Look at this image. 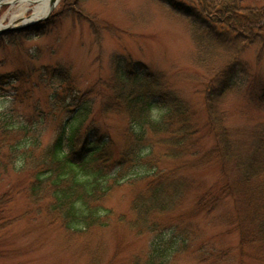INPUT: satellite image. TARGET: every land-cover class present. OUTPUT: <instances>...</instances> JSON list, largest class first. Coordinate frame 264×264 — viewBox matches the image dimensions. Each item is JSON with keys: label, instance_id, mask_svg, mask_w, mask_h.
<instances>
[{"label": "trees", "instance_id": "obj_1", "mask_svg": "<svg viewBox=\"0 0 264 264\" xmlns=\"http://www.w3.org/2000/svg\"><path fill=\"white\" fill-rule=\"evenodd\" d=\"M160 1L189 17L202 53L200 65L210 74L203 97V128L212 137L210 147L201 148L203 129L193 104L176 91L165 90L141 61H118L116 78L107 85L110 93L99 102L95 119H91L97 104L94 93L70 88V100L62 103L70 115L44 145L43 117L38 123L23 121L11 107L0 109V182L14 173L0 195V213L6 211L10 194L22 193L60 229L83 236L103 230L115 219L105 205L114 188L142 185L132 189V216L116 217L135 235L152 234L143 256L133 255L130 263L171 264L175 253L187 248L189 232L166 233L169 214L194 187H203L179 170L186 164L213 162L219 168L218 180L198 196L194 212L205 208L210 212L223 197L230 198L241 251L248 248L264 261V120L234 128L227 124L223 108L229 94L240 93L246 105L264 112V76L252 74L239 59L252 43L259 45L258 60L264 55V5L247 6L242 0ZM221 52L226 59L210 67V58ZM135 83L145 92L135 94ZM90 90L94 92V87ZM112 112L124 122L120 144L96 121L97 115ZM86 253L91 262L99 263L100 247Z\"/></svg>", "mask_w": 264, "mask_h": 264}, {"label": "rangeland", "instance_id": "obj_2", "mask_svg": "<svg viewBox=\"0 0 264 264\" xmlns=\"http://www.w3.org/2000/svg\"><path fill=\"white\" fill-rule=\"evenodd\" d=\"M242 3L260 7L264 0ZM19 4L16 1L13 5H0V21L6 26L30 25L22 23L20 16L9 24L11 15L19 14ZM30 13L28 10L25 15ZM258 50L257 43L248 44L239 59L252 74L264 76V55L258 60ZM225 55L221 52L210 58V67L216 68L226 59ZM200 58L202 53L189 17L160 0H58L36 24L0 34V109L11 107L13 114L23 121L28 118L38 123L43 117L40 137L44 145L53 139L59 122L70 115L62 105L70 98V88L79 93H94L97 104L91 119H95L99 102L110 93L107 85L116 78L117 62L141 61V67L147 66L165 90L176 91L193 104L204 132L203 97L210 74L200 65ZM60 74L66 80L62 81ZM135 85V94L139 90L145 92V87ZM93 87L94 92L90 90ZM223 108L227 124L234 128L264 120V112L246 105L240 93L229 94ZM96 121L117 144L122 143L121 115H97ZM203 132L201 148H208L212 137ZM179 171L194 176L203 187H194L183 204L169 214L166 233H181L185 229L189 232L187 248L176 252L171 264H264L248 248L241 251L230 198L223 197L210 212L206 208L194 212L198 196L218 180V166L213 162L186 164ZM13 177L14 173H10L0 182V195ZM136 188H114L105 205L112 209L115 219L103 230L83 236L60 229L22 193L10 194L6 211L0 213L5 217L0 219V264H131L133 255L143 256L152 237L151 233L135 235L116 220L120 214L132 216L130 204ZM141 188L142 185L138 187ZM95 247H100L99 263L91 262L92 257L86 253V249Z\"/></svg>", "mask_w": 264, "mask_h": 264}, {"label": "bare ground", "instance_id": "obj_3", "mask_svg": "<svg viewBox=\"0 0 264 264\" xmlns=\"http://www.w3.org/2000/svg\"><path fill=\"white\" fill-rule=\"evenodd\" d=\"M16 1H19V14L13 13L10 18L9 24H14V20L18 16L21 17L22 23H30L34 20L46 16L56 5V2L53 4L52 0H0V5L4 2H8L13 5ZM31 10V13L25 15V13ZM19 22V24H21ZM6 26L2 21H0V29Z\"/></svg>", "mask_w": 264, "mask_h": 264}, {"label": "water", "instance_id": "obj_4", "mask_svg": "<svg viewBox=\"0 0 264 264\" xmlns=\"http://www.w3.org/2000/svg\"><path fill=\"white\" fill-rule=\"evenodd\" d=\"M57 1H58V0H52L53 4H54L55 2L57 3ZM50 12H51V11H50ZM50 12H49V13H50ZM49 13H48V14H49ZM48 14H47V15H48ZM47 15H46V16H47ZM46 16H45V17H46ZM42 19H44V17L39 18V19H37V20H34L33 22H30L29 24H30V25L36 24V22H38L39 20H42ZM30 25H26V26H24V27H13V26L10 27V26H6V27H4L3 29H0V34H3V33H6V32H9V31H11V30H15V29L22 30V29H25V28H29Z\"/></svg>", "mask_w": 264, "mask_h": 264}]
</instances>
